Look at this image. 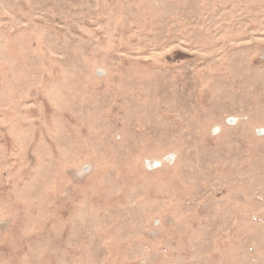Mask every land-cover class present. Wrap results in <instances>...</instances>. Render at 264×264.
Listing matches in <instances>:
<instances>
[{
  "label": "rangeland",
  "instance_id": "374dc122",
  "mask_svg": "<svg viewBox=\"0 0 264 264\" xmlns=\"http://www.w3.org/2000/svg\"><path fill=\"white\" fill-rule=\"evenodd\" d=\"M0 264H264V0H0Z\"/></svg>",
  "mask_w": 264,
  "mask_h": 264
}]
</instances>
